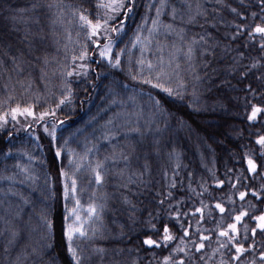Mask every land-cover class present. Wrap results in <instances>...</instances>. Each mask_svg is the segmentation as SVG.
<instances>
[{
	"label": "trees",
	"instance_id": "trees-1",
	"mask_svg": "<svg viewBox=\"0 0 264 264\" xmlns=\"http://www.w3.org/2000/svg\"><path fill=\"white\" fill-rule=\"evenodd\" d=\"M33 2L0 0V116L8 117L16 107L55 115L36 118L22 129L0 127V264H72L64 232L66 225L76 223L73 208L91 237L74 236L82 264H110L117 248L124 250L120 259L125 264H164L169 255L185 264H264V234L257 230L253 237L249 231L245 240L242 227L255 228L251 217L264 214V149L256 143L264 136V113L248 120L253 105L264 108V50L259 37L250 41L247 31L231 39L234 24L248 25L249 31L264 26L258 0H166L161 26L151 33L161 0H135L127 18L116 14L108 25L130 23L121 35L109 34L125 42L118 46L123 50L119 67L91 58L90 45L87 58L76 62L88 65L87 75L71 76L67 73L74 67L73 57L81 55L78 46L85 35L84 30L74 31L79 15L93 23L103 21L106 9L97 5L104 0H41L44 6L36 11H16ZM187 4L192 14L199 4L206 18L199 16L196 24L188 25ZM173 7L183 20L180 15L172 19ZM253 12L258 13L255 19ZM166 24H173L175 31H166ZM180 28L185 29L183 39L177 34ZM206 32L214 39L194 45L189 58L192 40ZM76 33L78 40L71 42ZM106 41L101 38L99 44ZM205 47L209 52L202 54ZM12 57H17L19 69ZM157 83L171 88L172 95L153 87ZM249 85L255 95L247 90ZM49 123L55 125V142L41 131ZM136 127L143 135L131 131ZM28 130L38 132V144L25 137ZM247 156L260 166L258 174L247 171ZM94 170L102 176L99 184ZM72 179L77 181L75 199H65L64 185L70 186ZM218 181L224 184L218 186ZM240 192L248 193L243 201ZM90 207L95 214L89 219ZM241 211L249 216L237 224V241L255 247L237 262L232 260L234 246L219 233L235 235L228 225ZM41 217L51 223V231ZM181 224L189 231L183 243ZM164 225L175 237L167 247L143 243L146 238L161 241ZM202 235L210 239L196 253L193 245ZM177 247H186L187 255L174 251ZM95 248L107 251L97 253Z\"/></svg>",
	"mask_w": 264,
	"mask_h": 264
},
{
	"label": "snow or ice",
	"instance_id": "snow-or-ice-1",
	"mask_svg": "<svg viewBox=\"0 0 264 264\" xmlns=\"http://www.w3.org/2000/svg\"><path fill=\"white\" fill-rule=\"evenodd\" d=\"M44 5H42L41 0H34V2L31 4L30 8H21V9H17L16 11L18 13L24 14V13H28V12H33L36 11L37 9L43 7ZM98 7H102L105 8L107 10H110L112 13H117L119 15H123L125 18H127L129 16V14H131L134 11L135 8V0H111L110 3L104 4L101 3L99 5H97ZM166 0H161V5L159 7L156 8V17L157 19H153L152 24H153V28L150 29V33L152 31L157 30V28L159 26H161V22L159 21V17L162 14V9L164 7H166ZM47 7L51 8L52 5L48 4ZM257 7L260 9V14H261V19H264V0H258L257 2ZM123 9H127L126 11H121ZM187 9H188V16H187V21L186 23L188 25H194L197 23V17L199 16H205L206 18V13L203 12L201 10V6L199 4H197L196 6V11L195 14H192V5L191 4H187ZM231 11L233 13H236L238 16L241 17V19H245L246 17H244L241 13H239L237 11V9L232 8ZM99 15V14H98ZM180 15L181 19L183 20V14H181L179 12V10L175 7L172 8L171 10V17L173 20L176 19V17ZM258 13L253 12L251 13V16L253 17V19H255L257 17ZM13 20H16L17 17L13 16L12 17ZM79 19L84 22L85 25H87L88 28H90V37L92 36H97L100 35L101 32L103 31L104 33H109V32H116L119 33L121 31H123V24L124 21L120 22V25L117 27H112L109 28V21H114L116 19V17L114 15H109L106 14L102 19L103 22L101 23V20L98 19L95 23H93V21L91 19L88 18V16H85L83 13H81L79 15ZM166 31L168 32H173L175 31L173 24H166V25H162ZM138 29L140 28V26H137ZM200 27H204L203 25H200ZM212 27H215V25L213 24ZM234 28H235V33L232 34L231 39L235 40L238 38V36L240 34H242L243 31H247L248 37L250 41L255 42L257 37H259V42H258V46L261 50H264V26L257 24L255 25L254 28H252L250 31L248 30L249 26L245 25V24H234ZM185 29L184 28H180L179 32L177 33L178 35H180V38L183 39V33H184ZM207 37V38H206ZM105 40H107V43H105L103 45V48H101L99 50V55L102 58H107L109 60L110 63H112V49H113V45H114V41L112 40L110 35H105L104 37ZM209 39H214L211 37V33H207L205 35H201L199 36V40L193 39L191 44L188 47L187 50V54L189 56V58H191V56L193 55L195 49H194V45L197 44H203V45H208V40ZM140 37L137 36L136 37V41L139 42ZM97 47L99 48V44H97ZM123 51V50H121ZM209 52V49L207 47H205L203 49V53L202 54H207ZM87 46H85V50L81 53V55L79 56V59L81 61H84L87 58ZM241 56L243 55V53L240 54ZM14 65H16L17 69H19V64L17 63V57H12L11 58ZM73 59L75 60L76 57H73ZM0 63H2V61H0ZM140 63H143V61H141ZM258 64L257 62H254L251 65V68H256ZM120 65V59L119 56L116 57L115 62L113 63V67H119ZM149 67H151V64H149ZM88 72V65L85 63H82L80 65V72H76L75 74L79 75L81 73H83L84 75H87ZM74 72H68L67 75L71 76L73 75ZM159 79V77H157ZM133 79H135V77H133ZM260 79H264V77H261ZM145 83H151L150 80H146ZM153 87H157V88H162L163 91L167 92L169 95H172V89L171 88H165L163 87L161 84L157 83L155 85H153ZM249 92L253 93V95H255L254 90L251 88V86H248L247 89ZM65 101L61 100L60 104H63ZM115 102V101H113ZM157 107H160V101H156L155 102ZM57 107H59V105H57ZM21 114V115H28V116H32L34 115L33 111L31 108H24L21 109L19 107L13 108L11 110V115H12V119L15 120L16 119V115L17 114ZM264 113V108L258 107L253 105L252 106V111L251 114L248 116V120L249 121H254L256 120L258 114ZM47 115H55L54 112H45V113H41L40 117L38 118L39 120H43V118ZM0 121L3 122H7V114L0 116ZM61 123H63L61 121ZM109 123H111V121H109ZM0 127H2V125H0ZM44 131L51 137L52 141L55 142L56 140V130H55V125H53L52 130L49 131V129L47 127L44 128ZM131 131L137 132V133H141V135H143V133L141 132V129L139 127L133 128L131 129ZM157 131H159V129H157ZM65 143H67V141H65ZM256 143L261 147V149H264V136L259 137V139L256 141ZM55 155L57 157H59L61 155V151L58 148L55 152ZM247 155V154H246ZM260 155L264 156V151H262L260 153ZM123 159L127 160L128 157L127 156H123ZM247 171L253 174H258V168L260 167L259 165H257L256 161L251 157V156H247ZM101 167V165H97V169H99ZM145 169L147 170L148 165L147 163L145 164ZM25 171H27L25 169ZM95 171V170H94ZM61 175L62 176H66L67 174L61 170ZM141 176L143 175V173L140 174ZM262 179H264V176H261ZM10 179V178H9ZM239 177H237V182H239ZM95 180L96 182L99 184L102 181V176L100 174L99 171H95ZM129 180H131V177H129ZM218 186H222L224 184V181H218ZM126 187V185H125ZM233 188L236 187V185H232ZM262 189H264V185H262ZM77 192V181L75 179L71 180V185L69 186V184H65L64 185V198L68 199L69 197L75 199V195ZM170 195V193H169ZM248 195L247 192H240L239 193V198L240 200H244L245 197ZM253 196H257L259 198V194L255 191L252 192ZM163 200L160 201L161 204H163ZM76 205L79 206V200L75 201ZM215 207L221 212L224 213L225 212V208L220 204L217 203L215 205ZM197 212H202V209H196ZM89 219L91 218L92 215L95 214V208L94 207H90L89 208ZM185 215H187V213H185ZM71 216L76 217V223L75 224H68L66 225V229L64 232V235L66 237L67 240V251L69 253V255L71 256L72 259V264H82V260L83 257L81 255V250L77 247L73 246L74 243V236H78L80 238H86V239H91V237L88 236L87 231L84 228V223L81 221L80 217L77 215L76 212V208H73L71 210ZM179 216L180 213L177 212L176 214V219L179 220ZM249 216V213L246 211H241L239 213V215H236L233 219H234V223L229 224L228 225V229L231 231V233H234L235 235H230V232L227 230H223L220 231L219 236L221 237H226L227 240L229 241V243H231L234 246V251H235V255L232 256V260L239 262L241 260V257L247 253L250 248H254L255 245H250L249 248H245L243 243H240L237 241V236L240 235V232L237 228V224H240L243 220L244 217ZM70 217H66L65 219H69ZM42 220H44L45 225L47 226V228L49 229V231H51V223L49 221H47L46 218L41 217ZM251 219H253L254 221L257 222L256 227L252 228L249 230V228L247 227V225H242L243 229H244V239L247 240L248 239V233L249 231H251V235L253 237H255L257 230H259L262 234H264V214H261L259 216H255V217H251ZM155 226L153 225V228ZM181 230L183 231V236L180 238L181 239V243L184 242V237H187L189 235V231L188 229L184 228L183 224L180 225ZM95 235V232H93V236ZM42 239H44L42 237ZM175 237L171 234L170 229L167 225H164L163 227V235L161 238V241H157L154 240L152 238H146L143 243L149 247H160L161 244H163L165 247H167L168 243L172 240H174ZM210 237L208 236H200V243L199 244H195L194 242V248H195V252L199 253L201 252L204 248H205V243L204 241L209 240ZM51 244H48L47 247L51 248ZM220 247H225V245H220ZM34 252L37 253V255H39V251L37 249H33ZM95 252L97 253H105L107 250L103 249V248H95L94 249ZM123 249H113V256L112 259L110 261V264H125V261H123L122 259H120L121 254L123 253ZM174 251L176 252H183L185 253V255H187V251H186V247H177ZM201 259H203V257H201ZM260 260L264 261V251H261L260 253ZM164 264H185V261L183 259L179 260L178 262H173L171 259V255L166 256L164 258ZM251 264H255V261H252Z\"/></svg>",
	"mask_w": 264,
	"mask_h": 264
},
{
	"label": "rangeland",
	"instance_id": "rangeland-1",
	"mask_svg": "<svg viewBox=\"0 0 264 264\" xmlns=\"http://www.w3.org/2000/svg\"><path fill=\"white\" fill-rule=\"evenodd\" d=\"M111 2V0H104V3L105 4H107V3H110ZM106 14H109V15H114L115 17H116V14L117 13H112L110 10H105V15ZM103 21H101V23H102ZM79 23V24H78ZM77 24H76V30H74V31H76V32H78L79 31V29L80 30H84V33H85V35H84V38H82L80 41H79V48H80V50H81V53L85 50V46H87V53H88V49H89V46L90 45H93L94 43H97V44H99V39H101V38H104L105 37V35H109L110 34V32L109 33H104L103 31L101 32V34L100 35H97V36H92V37H90V28H88L87 27V25H85L84 24V22H82V21H79ZM95 23V22H94ZM129 25H130V23H127L126 24V26H124L123 25V31L125 30V27L126 28H128L129 27ZM109 27V26H108ZM123 31H121V32H119V33H117L118 35H121L122 33H123ZM117 35V36H118ZM87 39V40H86ZM78 40V34L76 33V34H74V38L72 39V41L71 42H75V41H77ZM114 41V45H113V49H112V63H110L109 62V60L107 59V58H102V57H100V55H99V50L101 49V48H103V45L105 44H99V48L96 46V47H94V50H93V53H91V58H96V59H99L101 62H103L105 65H110L111 67H113V63L115 62V59H116V57L117 56H119V54L120 53H123V51H121L122 50V47L120 46V47H118L119 45H124L125 44V42L124 41H121V38H119V39H114L113 40ZM135 41H136V39H135ZM135 41L133 40V47H135V46H137L136 45V43H135ZM137 42V41H136ZM106 43H107V41H106ZM73 49H75V47L73 48ZM76 54V53H75ZM79 58H77V59H75V60H73V66L74 67H72L70 70H69V72H74V74L73 75H77V74H75L76 72H80V65L82 64V63H76L77 61L79 62ZM81 61V60H80ZM33 113H34V115H32V116H28V115H21V114H17L16 115V119L15 120H13L12 119V115H11V113L9 114V116L7 117V122L5 123V122H3V121H0V125H5V124H9L10 126H12V125H16V126H18V128H20V129H22L24 126H25V124L26 123H33V121H35V119L36 118H39L40 117V115H41V113H35L34 111H33ZM29 121V122H28ZM2 122V123H1ZM53 125H54V123H49V124H47V125H42L41 126V131H44V128L45 127H47L48 129H49V131H51L52 130V127H53ZM44 133H46L45 131H44ZM47 134V133H46ZM27 139H28V141L30 142H32L33 144H38V139H39V136H38V132H35V131H30V130H28L27 131V135L25 136ZM8 142V141H7ZM8 144V146L9 145H11V143H7Z\"/></svg>",
	"mask_w": 264,
	"mask_h": 264
},
{
	"label": "water",
	"instance_id": "water-1",
	"mask_svg": "<svg viewBox=\"0 0 264 264\" xmlns=\"http://www.w3.org/2000/svg\"><path fill=\"white\" fill-rule=\"evenodd\" d=\"M93 46L96 47L97 46V43H94Z\"/></svg>",
	"mask_w": 264,
	"mask_h": 264
}]
</instances>
